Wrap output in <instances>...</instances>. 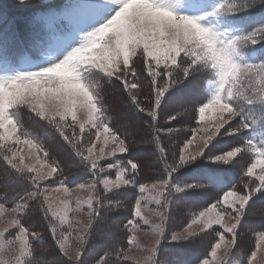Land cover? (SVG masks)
<instances>
[{
    "label": "snow or ice",
    "instance_id": "6c2138e0",
    "mask_svg": "<svg viewBox=\"0 0 264 264\" xmlns=\"http://www.w3.org/2000/svg\"><path fill=\"white\" fill-rule=\"evenodd\" d=\"M17 7L27 10L26 28H0V264H40L35 244L44 234L26 223L33 214L70 264H129L134 249L146 253L143 264H232L249 233L255 242L240 264H264V223L248 222L258 211L264 221V207H255L264 201V0H19ZM25 46L45 49L44 60L13 69ZM105 84L126 94L149 131L143 157L108 115ZM187 115L195 127L173 144ZM25 116L67 144L64 160L52 157ZM145 160L157 166L155 182L139 179ZM237 175L238 183L230 179ZM212 189L222 193L214 202L204 199ZM78 191L88 197L73 206ZM125 196V241L89 258L96 227ZM180 208L192 212L191 222L169 227ZM70 211L86 222L69 220ZM197 245L203 253L185 259Z\"/></svg>",
    "mask_w": 264,
    "mask_h": 264
},
{
    "label": "rangeland",
    "instance_id": "374dc122",
    "mask_svg": "<svg viewBox=\"0 0 264 264\" xmlns=\"http://www.w3.org/2000/svg\"><path fill=\"white\" fill-rule=\"evenodd\" d=\"M30 3L32 4H39L42 2V0H29ZM57 2H64V0H57ZM19 3V0H0V14L3 15V21H0V28H15L17 31H23L26 28V18H27V10L23 9V8H18L17 5ZM17 20H20L19 22H17ZM30 48V46H25L23 49L28 50ZM22 49V50H23ZM38 48L32 47L31 46V50H32V54L34 53L33 50H37ZM21 50V51H22ZM31 50H29V52H31ZM41 51L44 49H40ZM35 56V55H33ZM137 67L139 68V62L137 63ZM15 69L17 70V68L15 67ZM146 76V73L144 74ZM103 83V82H102ZM144 84H145V90H147V80H144ZM114 93H121L118 88L114 87V86H109L107 84L104 85V87L102 88V95H103V102L105 107L108 108V111L111 112H116L115 108H114V102L112 100V96ZM123 93L121 94H115L114 98L118 99L119 96H121ZM196 94V96H198L200 94V89L199 87L195 88L192 90L191 92V97H194ZM125 95V102H126V94ZM123 95L121 96L122 99L124 100ZM118 96V97H117ZM116 102V101H115ZM123 102V101H122ZM127 103V102H126ZM128 105V103H127ZM125 107L123 106V109ZM127 109V110H126ZM125 111L122 115L121 118L119 119V121H121L120 125L126 126V127H130L136 128L135 131H133V134L131 137L128 138L129 141H135L136 143V147L134 148V151L136 153H139L140 151L142 152H146V150L149 148V145L147 143H145L144 141H146L149 137V131L146 130V126H141L139 120L134 117H136L133 114V110H130V112L128 111V108H125ZM132 116H131V114ZM112 115V114H111ZM117 116V115H116ZM209 116H211V113H209ZM118 117V116H117ZM185 118V117H184ZM183 118V120H184ZM114 119V118H113ZM116 120H118V118H116ZM25 124L26 127H28L34 135H38L41 142L45 145V148L48 149L51 148L53 150L52 155L54 156V158H58V159H63L66 156V153L69 151L67 144L62 141L51 128H48L47 125L44 124L43 121L40 122H32L28 120V117L25 116ZM114 124V123H113ZM183 124V123H182ZM182 124H177L176 127H178V125H180L181 127H178L181 129V132L174 134V137L172 138V143H178L179 140H182L183 137L185 136H189L190 135V129L192 127H195V124L186 129V127H184ZM114 126L118 129L117 123L114 124ZM133 126V127H132ZM45 129H47V135H45ZM141 131V132H139ZM56 138L57 140H54L52 142V139ZM55 141L60 142V145L64 146V150L63 153H61L60 149H56L57 147H54V143ZM145 170H144V174L139 178L141 180V182L143 183H150V182H155L154 181V177L158 174L157 172V166L155 165V163L152 160H145ZM205 163H208L207 161ZM150 167V169L148 168ZM219 167H225L223 165H220ZM78 171V169H76ZM75 169H72V174L74 176L79 175L80 173H76ZM5 179V173L3 172V169L0 168V182H3V180ZM238 183V182H237ZM72 187H75V185H72ZM57 200H59L61 198V194H53ZM146 197H149L151 195V193H145L144 194ZM220 195H222V193H220ZM80 198L81 200H85L88 197V193L86 191H78L76 193H74V196L72 198V203L74 206V201L75 198ZM130 198V197H129ZM209 199H211V196L208 197ZM215 200H213L212 202H214ZM260 203L262 204H258L261 207H259L257 210L261 209L262 207H264V201H261ZM148 208V212H146V215H151V211L155 210V205L154 204H148L147 205ZM199 210H202V208H200ZM198 210V211H199ZM113 208L111 211H106L104 214V220L103 222L98 225L99 227V232L98 234H96V230L97 227L92 235V238L90 240V244H89V251H88V256L89 258H94L97 254H99V250L96 249V247H101L102 250L108 248L110 245L114 244V242L117 244L118 243V239L120 238L119 235V231L115 228L116 222H114V220L116 221L117 219H111L113 218L111 213H115L112 212ZM194 211V210H192ZM197 211V210H196ZM182 215V219H177L176 215ZM192 212L189 211L186 208H180L178 210L175 211V214L173 216L172 219V223L169 225V227L171 228H179L180 225H182L183 223V227H187V223H190V217H191ZM68 218L69 220H72L73 218L75 219H79L81 222H86L87 217L85 215H83L82 213H74L72 211H70L68 213ZM153 219V221L156 220V217H151ZM185 218H187V220H185ZM261 218L259 211L257 212V215H255V219L252 221L253 224L252 226L254 228L259 227L260 223L256 222L255 220ZM26 223L30 226L35 228L37 231L41 232L44 234V239L42 242H37L35 244V260L36 261H43V259H45L44 264H70V262L67 261V258L64 257L61 253L58 252V250H54V242L51 240L47 229H46V222L42 219V215H30L29 217L26 218ZM0 226H2V224H0ZM141 227L144 228L145 230H147V226L143 225V223L141 222ZM195 227V226H194ZM65 228H67V225H65ZM71 231V230H69ZM114 238V239H113ZM113 239V240H112ZM139 239H140V243L143 246H147L150 242L149 237H147L144 232H141L139 234ZM97 242H99V244L97 245ZM124 242V241H123ZM122 242V243H123ZM255 242V237L252 236L250 233L246 235L245 238V243L242 246L241 249H237V252H239V255H233L232 256V264H240V260L242 259L243 255H245L247 253V251L254 245ZM75 240L72 241V245L73 247H75ZM202 250H204L202 248ZM12 253H7V256H11ZM131 256H133L135 258V261H130L129 264H136V261L139 262V264H143V257L146 256V253L143 251H138V250H133L130 253ZM194 256V255H191ZM161 259H163V257L161 256ZM41 264V263H40Z\"/></svg>",
    "mask_w": 264,
    "mask_h": 264
},
{
    "label": "trees",
    "instance_id": "16d2710c",
    "mask_svg": "<svg viewBox=\"0 0 264 264\" xmlns=\"http://www.w3.org/2000/svg\"><path fill=\"white\" fill-rule=\"evenodd\" d=\"M119 90V89H118ZM115 94H121V93H114L113 94V96L111 97L112 98V100H113V102L115 103L113 106H114V108L116 109L115 111L116 112H109L108 111V108L107 107H105L106 109H107V112H108V115L111 117V119H112V121H113V123L114 124H116L117 123V126H118V129H119V131L121 132V134L122 135H124V136H126L127 138H129V137H131L134 133H133V131H135V129L136 128H131V126L130 127H126V126H124V125H126V124H124L123 126H121L120 125V123H121V121H119V119L121 118V115L125 112V111H123V110H125V108H128V111L130 112V110H133L131 107H130V105L128 104L127 105V103L125 102V95H123V97H124V100L123 99H120V98H122L121 96H119V98L118 99H115L114 98V96H115ZM118 97V96H117ZM201 97V92H200V94L198 95V96H196V94H195V96L194 97H192V99H194V100H196V99H199ZM116 101V102H115ZM123 101V102H122ZM123 106L125 107L124 109H123ZM127 110V109H126ZM112 114V115H111ZM131 114V113H130ZM118 117H117V116ZM131 116H132V114H131ZM133 117V116H132ZM114 118V119H113ZM116 118H118V120H116ZM135 119H136V117H134ZM184 127H186V129H188V128H190V127H192L193 125H194V122L191 120V116L190 115H187V116H185V118H184V123L182 124ZM133 127V126H132ZM178 127H181L180 125H178ZM139 132H141V131H139ZM135 135V134H134ZM54 140H57L56 138H53L52 139V142L54 141ZM61 143L60 142H58V141H55V143H54V147H57L56 149H60V151H61V153H63V151L65 152V150H64V146L63 145H60ZM46 144L44 143V146H45ZM51 154H52V152H53V150L51 149V148H49L48 147V149H47ZM144 154H145V152H142V151H140L139 153H137V155L138 156H140V157H143L144 156ZM52 157L54 158V156L52 155ZM65 159V157L62 159L61 158V160H64ZM149 169H150V167H148ZM76 170V169H75ZM77 171V170H76ZM76 173H79V171H77ZM230 179H235L236 180V182H239V176L237 175V176H235V177H230ZM217 195H220V192H218L216 189H212V190H210V192H209V195L207 196V197H205L204 199H206V200H211V201H213V200H215V198H216V196ZM209 196H211V199H209L208 197ZM117 199H120V200H122V201H124V203H122L121 204V206L119 207V208H113V211L112 212H115V213H111V215H112V217L113 218H111V219H117L116 221L114 220V222H116V225H115V228L119 231V235H120V238L118 239V243H117V245H119V244H122V242L123 241H125V233H124V230L122 229V227H121V225H122V222H126V219L128 218V216H129V211H128V208H127V206H126V203H127V201L130 199L128 196H125V197H118ZM261 201H258L257 203L258 204H262V203H260ZM258 204H256V209H258L259 207H261L260 205H258ZM200 208H194V209H192V210H194V211H198ZM174 214H175V211H174ZM174 216V215H173ZM176 217H177V219H182L183 217H182V215H176ZM255 219V216H250L249 218H248V222H249V225L251 226V227H253L252 226V224H253V220ZM171 223H172V221H171ZM170 223V224H171ZM184 224V223H183ZM182 224V225H183ZM180 227V226H179ZM176 228V227H175ZM98 232H99V227L97 226V230H96V234H98ZM114 239V238H113ZM112 239V240H113ZM115 243V242H114ZM99 244V242H97V245ZM96 249L97 250H99L100 252L99 253H101L103 250H102V248L101 247H96ZM191 250H192V252L196 255V256H198V255H201L202 253H203V251L204 250H202V247H200V246H193V247H191V248H189L187 251H186V253L184 254V256H185V259H187V260H189V261H191V260H193L194 259V257L193 256H191ZM163 258H164V255H161ZM193 257V258H192ZM44 261H45V259H43V261H40V263L41 264H44Z\"/></svg>",
    "mask_w": 264,
    "mask_h": 264
},
{
    "label": "bare ground",
    "instance_id": "6f19581e",
    "mask_svg": "<svg viewBox=\"0 0 264 264\" xmlns=\"http://www.w3.org/2000/svg\"><path fill=\"white\" fill-rule=\"evenodd\" d=\"M121 96H122V95H121ZM120 99H122V98H120ZM255 221L258 222V223H260V224H261V223H264V221H262L261 218H258V219H256Z\"/></svg>",
    "mask_w": 264,
    "mask_h": 264
}]
</instances>
